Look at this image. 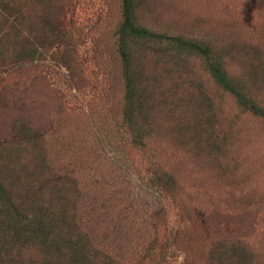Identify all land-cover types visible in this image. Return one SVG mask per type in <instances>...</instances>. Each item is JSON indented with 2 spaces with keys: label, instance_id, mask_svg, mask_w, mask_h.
Segmentation results:
<instances>
[{
  "label": "trees",
  "instance_id": "trees-1",
  "mask_svg": "<svg viewBox=\"0 0 264 264\" xmlns=\"http://www.w3.org/2000/svg\"><path fill=\"white\" fill-rule=\"evenodd\" d=\"M0 264H264V0H0Z\"/></svg>",
  "mask_w": 264,
  "mask_h": 264
}]
</instances>
